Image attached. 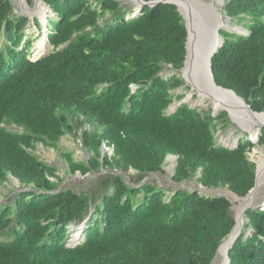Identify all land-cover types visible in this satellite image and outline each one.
Returning <instances> with one entry per match:
<instances>
[{"label":"trees","instance_id":"obj_1","mask_svg":"<svg viewBox=\"0 0 264 264\" xmlns=\"http://www.w3.org/2000/svg\"><path fill=\"white\" fill-rule=\"evenodd\" d=\"M45 1L56 15L47 28L53 49L31 58L26 30L43 33L40 20L0 0V184L9 176L20 183L0 203V264H211L235 225L232 203L191 181L246 196L256 182V143L246 133L234 147L217 143L227 111L183 103L167 112L185 97L179 89L191 90L180 72L187 28L178 7L145 5L133 15L122 0ZM222 11L248 33L220 31L215 80L262 112L264 0H225ZM166 69L174 74L165 77ZM67 133L88 153L82 161L65 153L69 168L100 173L94 190L62 189L57 168L35 152L38 143L56 148ZM169 155L178 157L172 183L146 180L164 175ZM245 216L230 264H264V208Z\"/></svg>","mask_w":264,"mask_h":264},{"label":"rangeland","instance_id":"obj_2","mask_svg":"<svg viewBox=\"0 0 264 264\" xmlns=\"http://www.w3.org/2000/svg\"><path fill=\"white\" fill-rule=\"evenodd\" d=\"M123 1V0H122ZM223 3L225 0H222ZM14 4V11L18 14L21 13V8L18 6L17 0H12ZM30 7H37V3H39L43 8L45 9V13L43 16L36 17L40 20L41 26L43 29V33L40 32L39 28L34 25H29L26 30V39L33 41V47L31 49L33 55H31V58H35L36 53V45L40 41L43 40V42L46 43L45 39H47L48 45L45 46V52L43 54H47L48 52L52 51L53 47L49 44L48 38L44 37V34L47 36V28H48V19L55 18L56 15L50 8V6L46 3L45 0H32L31 3L29 0H27ZM127 3L132 4L130 1ZM218 6L220 13L222 14L225 21H228L231 27H226L230 31H236L240 28V31H245L246 33L248 30L245 27V22L238 21L237 19H231L228 17L224 11H222L223 4H216ZM35 7V9H36ZM34 9V10H35ZM31 17V15H29ZM35 17H31L33 19ZM43 19V20H42ZM33 21V20H32ZM37 43V44H36ZM24 44V43H23ZM22 44V46H23ZM21 46V47H22ZM174 74V71L171 70H164V76H170ZM182 76V75H181ZM179 93L185 94V97L181 98L180 100L176 99L175 102L170 106V108L167 110L168 113H172L175 111L176 107L179 105L182 99L188 100V103L192 107H198L200 110L202 109H209L211 108L213 110V102L210 99H201V97L197 94L195 90H185L184 88L178 90ZM193 94V95H192ZM219 112L225 111V110H216ZM6 128L10 131H22V128L18 127L16 124H5ZM85 128H88V126H85ZM84 128V129H85ZM79 134L81 131L78 132ZM248 134V132L242 131L238 125H236L234 122H230V124L225 127L221 128L220 125L217 127L216 131V140L217 143L226 145L228 147H234L238 143V140L240 137L244 136V134ZM254 136V135H253ZM256 136V135H255ZM250 137V136H249ZM256 145L252 149L251 152H249V158L250 160L258 163L259 158V152L264 153V145L258 144V142H255ZM104 150L109 151L110 149L106 146H104ZM36 154L40 156V159L44 162L50 164L51 166H54L57 168V174L61 177V180L59 182L60 187L62 189L71 188L78 192L82 191H88V190H94L97 186V183L99 181V175L100 173H90L86 176H83L80 172L72 173L69 164L67 162L66 157L64 156L65 153L71 152L73 153V157L75 160H85L88 157V153L81 147L80 138L74 134L67 133L65 136L61 138L56 148H53L51 146H46L43 143L37 144ZM176 164V157L173 155H169L167 157V162L163 165L164 175L159 174H153L148 179H151L152 177L156 178L159 177V180L162 184L170 185L172 183V175L173 170ZM168 167V168H167ZM101 173H104L101 172ZM136 172L134 170H131L127 174V178L131 181L134 180L135 177L132 178V174H135ZM10 180L7 182H4L3 184H0V203H5L7 200L12 197L14 194H16L19 191L20 183L13 178L12 176H9ZM57 180V179H54ZM191 186L195 188H199L200 184L191 181ZM224 191V193H227L232 199L235 198L233 193L228 189H221ZM202 193L206 195H218L216 191L214 190H203ZM264 184L259 187V189L255 193V200L253 203V208H264ZM239 202L232 203V210L234 213V216H236V207L239 205ZM245 222H246V216H245ZM79 227H82V225L77 226L76 230L69 235V242L74 243V240L78 237V234L82 233V230H79ZM73 229V228H72ZM218 260L215 264H218Z\"/></svg>","mask_w":264,"mask_h":264},{"label":"water","instance_id":"obj_3","mask_svg":"<svg viewBox=\"0 0 264 264\" xmlns=\"http://www.w3.org/2000/svg\"><path fill=\"white\" fill-rule=\"evenodd\" d=\"M128 1H130L134 5L133 15L140 14L142 11V8L145 5L154 7L160 3H172L178 7V11L183 16L185 20L186 28H187V42H186L187 54L185 57L184 66L180 70L182 77L185 79L187 84L191 86V89L195 90L199 96H200V93L198 89L195 88V86L192 83H190L191 82L190 79H193L197 81L198 83L203 84L200 86H203L204 92H206L204 94L202 93L201 95L204 100L210 99L212 102H214L216 100L215 96H217L215 93H217L218 91L228 92L229 94H231V96L235 97L237 102H239L241 106L239 108H242L243 113L259 118V130L257 131L255 138H253V136L249 134L248 132L250 139L253 142H258L259 134L262 128H264V111L258 112V111L253 110L250 104H248L247 101L243 97L238 95L234 90L219 85L216 82L215 76L213 73V68H212L213 67V57L224 43V38L222 37L220 31L222 29L228 30L225 26L218 24L217 25L218 28L216 29L218 37L208 47L209 39L214 33L215 20H218L217 17L220 15V10L218 6H216V4L217 5L224 4L223 1L216 0V4L212 2L211 0H150V1L128 0ZM21 3H22V7H21L22 14L30 15L36 7V6L30 7L27 0H22ZM231 32H236L238 34L248 33V32L246 33L245 31H240V30L231 31ZM44 37L47 38L45 34H44ZM183 103L189 104L188 100L182 99L179 105ZM230 109L231 108L223 107L222 110L227 111L231 121L234 122L236 125H238V127L242 131H245V129L238 123V121L232 118ZM218 113L219 111H216L215 108L213 107V115H217ZM175 157H176V164H175V167H176L178 157L177 156ZM165 162H167V158L165 159ZM175 167L173 170V174L175 171ZM258 172H259V164L257 163L255 186L249 191V193L246 196L240 197L237 194L232 192L233 195L237 197V200H236L237 202L241 204H245V212L249 208H253L254 202H252L251 197L259 189ZM148 178L149 177H147L146 180H149ZM207 189L208 188L205 186H200L198 188L200 192H202L203 190H207ZM24 190H28V189H23V191ZM209 190L216 191L218 195L224 196L227 199H229L231 203L235 202L234 199H232L227 193H224V191H222L219 188H211ZM235 221H236L235 225L233 229L231 230L230 234L223 240V242L218 247L216 255L213 258L211 264H215L217 260H219L222 246L225 244V242H227V240H229V237H231V235L236 230V227H237L236 218H235ZM240 234L241 233H238L234 236L233 242L230 248L233 246V244L235 243L236 239L239 237ZM230 248L226 252L227 260L225 264H230L231 262V258L229 256Z\"/></svg>","mask_w":264,"mask_h":264},{"label":"bare ground","instance_id":"obj_4","mask_svg":"<svg viewBox=\"0 0 264 264\" xmlns=\"http://www.w3.org/2000/svg\"><path fill=\"white\" fill-rule=\"evenodd\" d=\"M18 2V6L19 8L22 7V0H17ZM128 1V0H123ZM212 2H214L216 4V0H211ZM180 3V2H179ZM45 9L43 8L39 3H37V7L36 9L30 14L31 17H38V16H43V14L45 13ZM218 20H215V25H214V33L212 34V36L209 39V44L208 47L211 45V43L214 42V40L218 37L217 36V31L216 29L218 28L217 25H223L225 27H231L228 21H225L222 14L220 13V15L217 17ZM43 20V19H42ZM238 30H240V28H236ZM37 44V43H36ZM46 44L45 42L40 41L38 43V45H36V55L37 54H42L43 52H45V47ZM190 83H192L195 88L198 89L199 93H200V97L201 99H203V97L201 96L202 93H206L204 92V88L203 84L198 83L197 81L190 79ZM217 96H215V101L213 102L214 108L215 110H222L223 107L226 108H231L230 112H231V116L234 120L238 121V123L245 129L246 132H249V134H256L257 131L259 130V118L250 116L249 114H245L242 112V108L239 102H237V100L235 99V97L231 96V94H229L228 92H221L218 91L217 93H215ZM204 100V99H203ZM242 118V119H241ZM259 158H258V164H259V172H258V183H259V187L261 185L264 184V153L259 152ZM168 168V167H167ZM252 202H254L255 200V193L252 195L251 197ZM235 202H237V197L234 198ZM264 201V200H263ZM234 202V203H235ZM94 210V209H93ZM235 218L237 220V227L236 230L234 231V233L231 235V237H229V240H227V242H225V244L222 246L221 248V252H220V258L218 260V264H225L226 263V252L227 250L230 248V246L232 245L233 242V238L236 234L241 233L244 225H245V204H239L236 207V214H235Z\"/></svg>","mask_w":264,"mask_h":264},{"label":"built area","instance_id":"obj_5","mask_svg":"<svg viewBox=\"0 0 264 264\" xmlns=\"http://www.w3.org/2000/svg\"><path fill=\"white\" fill-rule=\"evenodd\" d=\"M111 151V150H110Z\"/></svg>","mask_w":264,"mask_h":264}]
</instances>
